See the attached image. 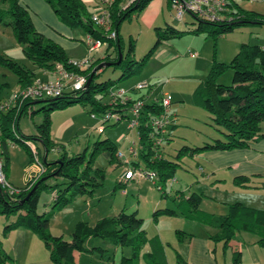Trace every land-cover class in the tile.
Listing matches in <instances>:
<instances>
[{
    "label": "trees",
    "instance_id": "16d2710c",
    "mask_svg": "<svg viewBox=\"0 0 264 264\" xmlns=\"http://www.w3.org/2000/svg\"><path fill=\"white\" fill-rule=\"evenodd\" d=\"M44 1L49 4L62 23L70 27H78L86 35L99 39L101 44H105V49L102 56L93 57L87 67L75 68L67 63L69 58L61 46L44 39L36 31L27 9L19 3V0H0V24L11 28L15 41L21 46L24 56L33 64L34 69L40 72H52L54 65L60 63L66 69L84 75L86 80L90 77L83 89H65L53 97L24 99L6 108L1 107L4 100L0 96V149L5 177L8 167L6 144L9 141L23 146L29 163L33 162L34 156L26 142H31L34 146L35 157L43 167V171L32 182L20 188L17 193L7 194L0 188V214L14 217L2 227L1 234L5 236L10 230L16 228L31 231L42 242L52 264H76L74 252L92 250L84 246L85 240L90 237L106 240L113 246L129 247L130 254L120 256L119 264H139L140 257L145 264H166L163 246L156 236L146 235L142 227L143 219L133 211L120 210L115 215L100 218L93 225H88L82 220L77 221L71 232L70 241H66L61 235L49 233L48 222L55 211L63 209L77 196H91L102 185L103 169L93 167L94 157L107 152L109 163L117 160L116 146L107 138L92 143L88 158H85L83 152L67 154L65 148L55 143L50 136V113L70 104L80 103L88 104L89 115L93 114L99 118L105 114L115 113L118 118L113 124L119 120L125 121L132 100H127L125 103L111 100L110 91L117 88L119 82L130 78L132 74H139L142 65L163 41L177 37L184 31L177 30L170 24H166L163 28L155 26L154 43L139 60L132 57L134 44L129 37L127 52L123 58L121 38L118 32L119 25L123 20L137 16L151 0H136L128 4L127 0H112L102 5L108 13L107 25L109 31L114 32L113 38L107 35L109 31L92 21L91 14L83 1ZM165 3L170 8L169 0H165ZM223 14L230 19L209 22L188 14L196 20V27L186 32L204 33L205 36H210L215 40L218 36L240 26L264 25V14L254 10H245L235 0L225 1ZM117 47L122 55L116 64ZM100 62H109L110 66L117 67L119 75L113 79L108 78L102 82H95L94 78L102 69L96 68ZM0 64L7 66L15 74L17 88L30 85L36 76L34 70L19 65L4 55H0ZM226 69L232 72L230 84L217 83V77ZM149 89L150 87L147 90ZM105 96H108V100L102 101V97ZM190 97L194 106L204 109L209 114L212 123L222 132L223 138H216L200 146L183 145L176 151L175 158L179 159L182 155L192 156L204 150H232L248 147L255 138L264 136L259 130L260 122L264 121V47L242 43L226 63L216 61L213 53L206 74L198 79ZM136 98L142 101L136 128L138 142L142 145L139 155L144 160V168L156 173L155 187L164 195L163 187L167 181L173 179L178 164L164 157L160 147L156 151L149 148L152 130L148 123L152 117L160 113L161 105L157 101L146 102L145 95H139ZM36 102L45 103L39 108L42 118L34 125L33 134H21L17 127L18 119L24 114L31 116L35 112L32 110V104ZM105 122L106 120L102 121V124ZM172 127L173 124L167 128L164 135L165 142L170 140ZM58 146L62 152L58 151L59 155L55 160H47L48 151L55 150ZM156 153L160 154V157H153ZM253 176L237 175L232 178V183L242 188L264 187V183L251 186L249 181ZM42 177L45 179L40 180ZM49 179L53 181L50 183ZM35 183L37 185L34 191L23 202H20ZM45 189L50 190L52 194L50 211L37 213L38 197ZM169 197L172 198V195ZM199 199L198 195L192 194L187 197L172 198L175 207L185 218L213 226L216 233L211 236V239L221 242L223 248L227 246L235 232L244 231L253 233L257 237L256 245L264 249V209L252 208L235 202L226 205V212L223 215H214L198 210ZM174 214L175 211L171 209H156L152 212V219L156 220L159 215ZM174 234L178 241L189 236L181 230H175ZM144 245H147L148 249L141 253ZM239 259V252L234 251L231 264H239ZM5 261H11V258L0 246V263ZM181 263L183 261L175 254V264Z\"/></svg>",
    "mask_w": 264,
    "mask_h": 264
},
{
    "label": "rangeland",
    "instance_id": "374dc122",
    "mask_svg": "<svg viewBox=\"0 0 264 264\" xmlns=\"http://www.w3.org/2000/svg\"><path fill=\"white\" fill-rule=\"evenodd\" d=\"M260 7L256 4H251L252 8H261L262 14H264V0H255ZM160 5L157 12L153 9L145 7L141 10L137 16H132L130 19H125L119 25V36L121 38V52L123 58L127 52V45L129 37L134 44L132 57L139 60L153 45L155 40L154 27L159 26L163 28L166 24H170L177 30L184 31L177 37L168 38L163 41L155 53H153L139 70V74H132L130 78L119 82L117 88L125 89L127 93H131L133 96L145 95V100L148 102L159 101L162 94L166 93L170 96L169 109L171 114L176 118V126L171 131L170 140L163 141L160 146L162 155L169 159H176L174 157L176 151L183 145H197L200 146L206 142H212L216 138H223V134L219 127L215 126L210 119L209 114L202 108L194 106L191 102V91L197 84L195 81L197 78L203 77L209 66V60L214 53V58L219 62H228L230 58L235 54L238 46L242 43L257 44L264 43V25L248 24L246 26H240L234 28L232 31L222 34L213 40L210 36H205L204 33L192 34L186 32L188 29L196 27V20L190 15L184 14L182 19L175 18L172 9H168L165 5V0H159ZM46 3V2H45ZM51 10L53 21L58 28H63L67 33H61L58 29L54 28L51 21L45 23L41 16L33 14L31 8L28 6L27 11L29 17L32 18V24L35 29L43 30V38L52 42L56 41V38L52 37L45 29H51L57 33V35L66 41L62 49L71 60H82L87 55V49L84 44L85 33L78 27H70L62 23L55 15L52 8L46 3ZM255 11V10H254ZM31 14H30V13ZM152 14V16H151ZM45 23V24H44ZM6 36L10 37L12 47L6 43H3L7 53H2L5 57L11 59L19 65H23L28 69L35 71V79L43 81L46 75L41 74L33 64L24 56L21 46L15 41L12 30L6 26ZM37 31V30H36ZM69 43H78V46H69ZM60 46V45H59ZM105 49V44H101L100 47L91 52L93 57L101 56ZM165 50L171 54L172 58L165 64L162 63L160 55ZM187 50L196 53V56L191 58L186 53ZM235 50V51H233ZM233 52V53H232ZM128 58V57H127ZM198 59V60H197ZM222 59V60H221ZM206 65V66H205ZM119 75L117 67L106 66L102 67L100 73L94 78L95 82H102L106 79H113ZM232 72L230 69L224 70L216 79V82L223 85L230 84ZM195 79V80H194ZM144 81L150 85V89H132L135 83ZM16 88V76L5 65L0 64V96L3 100H7L12 97ZM127 94V95H128ZM96 97H98L96 95ZM108 96L102 97V101H107ZM45 103L36 102L32 104V110L35 112L30 114H24L18 119L17 127L21 134L29 135L35 131L34 125L39 123L42 118V112L39 110ZM88 104L82 105L80 103L70 104L62 109L53 110L50 113V135L55 143L62 145L65 148L67 154L84 153L85 158H88L92 143L96 140L109 138L117 145V152L123 155L122 160L137 162L138 165L134 167L143 168L144 160L139 155L138 142L134 129H128L124 120H119L116 124H113L114 117L110 116L108 120L101 124V119L95 116L91 118L88 114ZM71 121V124L69 122ZM66 124V125H65ZM63 126V127H62ZM261 130L264 131V122L259 124ZM101 128L100 131L97 128ZM121 141L118 138L123 137ZM134 141V155L127 151L128 145ZM38 146V144L36 143ZM60 146L55 150H50L47 153V160H55L59 152ZM6 154L8 156V176L7 181L15 188H23L28 184L33 176L31 172L28 155L20 144H14L7 142ZM181 166L177 167L174 172L176 183L173 180H169L164 185L163 189L172 194L175 190H180L179 186L183 189L184 195L187 194V189L190 186L197 187L203 191L206 196H214V200L210 198H202V203L199 206L200 209L205 211H212L215 214H222L225 212V206L221 203L222 196L215 189H209L207 181L197 168V163H202L199 157L195 156L194 159H190L186 155H182L180 158ZM93 167L103 169L102 185L97 189L94 197L77 196L75 197L67 207L71 210L65 212L63 209L55 211L48 222V231L52 235H61L65 240L71 239L70 233L73 225L79 220L86 221L92 225L97 219L102 217H108L116 214L121 207H125L126 212H132L143 219L142 227L146 231L147 236L153 234H161L164 242H169V249L167 252L171 253V248H174L176 237L175 230H187V222L181 217H167L160 216L157 222L152 219V211L155 208L171 207L173 206L171 197H161L159 191L148 182L150 189L146 188V184L143 179L131 178L125 182L126 188H114V184L124 182L122 179L123 167L122 165H109L104 154L100 153L94 157ZM189 168V172L185 171ZM198 180V181H196ZM53 180L49 179L48 182ZM128 183V184H127ZM185 184L188 187L185 189ZM230 184L228 183V186ZM125 190V191H123ZM240 193L237 196V192L234 194L229 193L230 197L225 196L224 200L240 201L249 206L256 208H264V203L253 198H246L241 193H254L253 190H236ZM249 191V192H247ZM126 192V194H124ZM258 193V192H255ZM51 191L48 189L42 190L39 194L36 212H48L50 211L48 199L51 198ZM156 202V203H155ZM155 203V204H154ZM154 204V205H153ZM153 205V209H150ZM119 208V209H117ZM13 216L6 217L0 214V242L1 247L4 250H8V244L4 241L2 233V227L13 220ZM207 227V226H204ZM209 228V226L207 227ZM175 229V230H174ZM208 232H213L212 227ZM160 230V231H159ZM192 230V229H191ZM194 232H199L194 229ZM238 232V231H237ZM235 232V233H237ZM240 235L247 239H255L256 236L252 233L240 232ZM239 237V236H237ZM93 245L100 238H92ZM238 239V238H237ZM42 244V243H41ZM111 245V244H110ZM33 249V248H32ZM126 253H130V249L127 246H123ZM257 251H260L259 258L260 263L264 264V250L255 246ZM143 252V251H142ZM172 254V253H171ZM258 254V252H257ZM113 255V245L109 246V250L103 255V263L111 264ZM120 254L117 253V257ZM126 256V255H122ZM216 256L222 260L223 256L220 251L216 252ZM89 259V258H87ZM139 263L142 261L140 259ZM240 264H249L248 252L244 250V253L240 256ZM170 264H173V258L170 259ZM227 264H231L229 261Z\"/></svg>",
    "mask_w": 264,
    "mask_h": 264
},
{
    "label": "crops",
    "instance_id": "0c3cea01",
    "mask_svg": "<svg viewBox=\"0 0 264 264\" xmlns=\"http://www.w3.org/2000/svg\"><path fill=\"white\" fill-rule=\"evenodd\" d=\"M81 1H83L84 4L87 6V9H88L90 14H92V13L99 14L100 13L99 9L101 6L97 0H81ZM235 1L245 10H255L256 12L262 13L261 8L256 9V8L250 7L251 4H256V5H258V7L261 6V4L259 5L255 0H235ZM19 3L22 6H24L25 8H28V6H29L31 8L33 14L43 15V17L41 16V19H43V21L45 23H48V21H51L54 28L58 29V31H60L61 33H67V31L63 30V28H61V27L58 28L57 25H55V23L52 19V18H54V17H52L54 15H52L50 8L48 7V5L45 3L44 0H19ZM159 5H160L159 0H151L147 4L146 7H149L150 9H153L154 12H157V10L159 9ZM165 5H166V3H165ZM167 8L171 10V8H169V7H167ZM28 11H29V8H28ZM151 16H152V14H151ZM30 20L32 21V18H30ZM5 27L6 26H3L2 24H0V51H2V53H4V54L7 53L8 50H5L6 48H4L3 45H1V44L6 43V41H8L7 45L12 47V43L10 42V37H8V35L6 36V28ZM36 30L41 35H44L43 30H40V29H36ZM44 30L47 31L52 37H54V39L56 38V41H58L56 43L58 45H60L61 47H63V46L65 47L64 43L66 41H64V40L62 41V39H60V37L57 35V33L55 31H53L51 29H45V28H44ZM77 44L78 43H69V46H78ZM263 45H264V43L261 42L260 46H263ZM233 51H235V50H233ZM101 56H99V57H101ZM68 58L71 59L70 57H68ZM160 58H161L162 63L165 64L167 61L170 60V58H172V56L167 51L163 50L161 52ZM210 63H211V60H209V65H210ZM41 74L46 75L45 78H42L43 80L52 79V77H53L51 72H42ZM198 79L199 78H197L196 80L194 79V80L198 81ZM16 88H17V85H16ZM128 95L131 98L136 97V95L133 96L131 93H129ZM137 96H139V95H137ZM146 102H148V101L146 100ZM173 115H175V114H173ZM69 124H71V121L69 122ZM175 126H176V118L174 119L173 127L170 130V137H171V131L175 128ZM128 129H130V128H128ZM131 129H134V128H131ZM259 130H260V133L264 134V131L261 130L260 126H259ZM135 134H136V130H135ZM123 138H124V136L121 138H118L119 139L118 141H121ZM136 138H137V142H138L137 134H136ZM107 139H109V138H107ZM131 143H134V141H131ZM131 143L128 145V147L131 145ZM134 145H135V143H134ZM115 146L117 149L116 144H115ZM186 146H188V145H186ZM192 146H197V145H192ZM127 151H128V148H127ZM102 154H104V156L108 162V158H109L108 153L102 152ZM132 155H134V154H132ZM195 156L196 157L198 156L202 162V163H199V162L197 163V168L200 170V172L204 176V179H205V181H207V184L209 181L208 188L209 189H215L221 195L225 194L224 196H222V200H220L221 203L224 204V206H225V212H226V205L230 204V203L238 202L244 206H249V204H245L244 202H240V201L234 200L233 202L232 201L229 202V200H224L225 196H227V197L231 196V195H228L229 193L234 194L235 192H237L235 194H237V196H240V193L236 190H253L252 192H254V193L243 192V193H241V195L247 196L246 198H248V197L253 198L254 200H258V201L264 203V187H261V188H252V187L242 188L239 186H235L232 183V178L234 176H237V175H245V176H253L254 175L252 178H250V181H249L250 182L249 184L251 186L252 185H254V186L260 185L261 183H264V136L255 138L253 141L250 142V144L246 148H237V149H232V150H204L202 152H199V153H196L192 156H187V157H189L190 159H194ZM167 159H169V158H167ZM120 160L121 159H117V160H114L112 163L108 162V164L109 165H111V164L122 165ZM169 160L176 162L178 164L177 167L181 166L180 159L176 158L175 160L174 159H169ZM128 162L132 166L138 165V163L136 161L135 162L128 161ZM30 169H31V172H33V176L31 178L38 176L37 167L35 164H31ZM185 171L189 172V168L187 167V169ZM7 176H8V167H7V172H6V179H7ZM122 179H123V177H122ZM123 180H124V182H122V183L114 184L113 189L118 188V187L125 189L126 188L125 182L130 180V179H123ZM172 180H173V183H176L175 178H173ZM196 181H198V180H196ZM148 182H150V181L144 180V183L146 184V188L150 189V187L147 185ZM156 182H157V180L154 183H152V185L155 186ZM228 183L230 184L229 186H228ZM179 187H180L179 188L180 190H175L172 194L167 193L163 189L165 192L164 195L161 194L160 190H158L156 187L155 188L159 191L160 198L161 197H169L170 195H172V198H177L178 196L187 197L190 194L198 195L200 197L199 202H198V207H197L198 210H201L205 213L214 214V215H223L225 213L224 212L222 214H215L212 211L208 212V211H205V210L199 208V206L201 205V203L203 201L202 198L207 197V198H210V200L215 199L214 196H206L203 193V191L200 189V187L194 188L193 186H190L187 189L186 195H184L183 189L181 188V186H179ZM187 187H188V185L185 184V189ZM96 191H97V189L94 191V193L91 196H87V197H94L96 195ZM123 191H125V190H123ZM247 192H249V191H247ZM255 192H258V193H255ZM124 194H126V192H124ZM172 202H173V206L162 207V208L174 210L175 214L174 215H159V216H157L156 220H154V221L157 222V219L160 216L175 217V218L181 217L183 220L190 222V223H187V228H186L187 230H181L184 234H188L189 236L186 238H183L181 241H178L177 239H175L176 240V242L174 243L175 247L171 248V250H170V252L172 253L171 254V253L167 252V250H166L167 248L169 249V247H170L169 242H164V240H162V238H161V234H153L152 235V236H156L158 238L160 244L163 246L166 264H170V259H172V258H173V264H175V254H177L180 257V259L183 261V263H181V264H227L229 261L231 262V256H232V253L234 251H238L239 255L241 256L242 253H244V250H246L248 252L249 264H261L260 258H259L260 251H257L258 249H255V246H257L255 243L256 240L251 239V238L247 239L246 237H243L242 235L239 234L240 232H244V231H239V232L235 233L234 236L232 237V239L228 242L227 246L225 248H223L221 242H219V241L215 242L211 239V236H213L216 233V229L213 226L185 218L181 214V212L179 210H177L173 200H172ZM51 203H52V195H51V198L48 199L47 205L49 204V206L51 207ZM70 204L71 203L67 204L63 208V210L65 212H67L68 210H71L70 207H67ZM153 205L151 206L150 209H153ZM249 207H252V206H249ZM162 208L161 207L155 208L154 210L162 209ZM252 208H256V207H252ZM117 209H119V208H117ZM124 209H125V207H121L118 210V212L120 210H124ZM257 209H264V208H257ZM135 211L136 210H134L133 212H135ZM97 220H99V219H97ZM75 223H74V225H75ZM87 224L90 225L89 223H87ZM74 225H73V227H74ZM204 226H207V227L209 226V228L212 227L214 229V231L208 232L210 229L207 227H204ZM194 229L198 230L199 232H194L195 231ZM72 230H73V228H72ZM245 233H248V232H245ZM70 236H71V233H70ZM152 236H148V237H152ZM237 236H239V237H237ZM4 237H5L4 241L8 244V246H7L8 250H4L2 247H1V249L11 258V261H5V262L0 263V264H52L48 259L47 251L44 249L43 245L41 244L42 242L31 231L23 229V228H16V229L10 230ZM92 238H97V237L87 238L84 242L85 248L92 249L90 252H74L73 256H74V260H75L76 264H104L103 263L104 259L102 257H103V255H105L107 253V251L109 250V246H111V245H110V243H108L106 240H103V239H101V241H98L96 244L93 245V239ZM0 245H1V242H0ZM147 249H148V246L144 245L141 249V253H142V251L145 252ZM218 250L220 251L221 255L223 256L222 260H220L216 256V252ZM257 252H258V254H257ZM117 253L120 254V256H122V255L128 256L130 254V253L128 255L125 254L126 251L121 246H113V255H112L111 264H119L120 256L117 257ZM87 258H89V259H87ZM140 259L142 261L141 264H145V262L143 261V259L141 257H140ZM140 259H139V261H140Z\"/></svg>",
    "mask_w": 264,
    "mask_h": 264
},
{
    "label": "built area",
    "instance_id": "2783aa9c",
    "mask_svg": "<svg viewBox=\"0 0 264 264\" xmlns=\"http://www.w3.org/2000/svg\"><path fill=\"white\" fill-rule=\"evenodd\" d=\"M112 0H98L100 3V13L95 14L92 13L90 15L92 21L104 28V30L109 31V27L107 25L108 20V13L106 9L102 6L104 4H108ZM136 0H127L128 3H132ZM225 1L226 0H169L170 8L173 11V14L176 19H182L184 14H193L199 18H202L206 21L212 22L219 19H226L229 20L230 17L223 14L225 9ZM107 35L111 38L114 37V32L109 31ZM84 44L86 46L88 55L82 60H71L68 59L67 63L75 68H84L87 67L91 61L93 60V56L91 52L98 49L101 45L99 39H95L90 35H86L84 38ZM264 47V45H263ZM186 53L189 57L193 58L196 56V53L190 50H187ZM52 79L47 80H38L33 79L30 85H27L23 88H17V90L13 93L12 97L4 100L1 107L6 108L7 106L14 104L16 101H22L24 99H33V98H40V97H53L57 96L61 93V91L65 89L70 90H78L83 89L85 87L86 78L84 75L76 73L73 70L66 69L62 64L56 63L53 67L51 72ZM150 85L144 81H139L134 84L132 89L140 90V89H148ZM109 97L111 100H117L119 103H125L127 100H132V103L129 108L128 117L126 118V124L128 128H134L137 134V121L139 116V111L142 105V101L140 99L131 98L127 95V91L125 89L114 88L110 91ZM161 105V111L158 115L152 117L149 120V127L151 128V138L149 143V148L151 150L156 151L164 141V135L167 132V128L174 123V116L168 110L170 104V96L166 93L162 94V97L158 101ZM110 116H113L116 120L118 118L117 114H105L103 117H99L102 121L108 120ZM91 118H95L93 114L90 115ZM114 120V121H115ZM98 131L101 128H97ZM27 145L29 146L33 156H34V164L37 167V172L40 174L43 171L42 165L38 162L37 158L35 157V150L34 146L31 142L27 141ZM134 143L128 147V152L134 154ZM142 147L141 144L138 142V148ZM138 149V150H139ZM117 159H121L120 162L122 163L123 167V179H131V178H138L150 181L154 183L157 180V175L153 170L147 168H137L132 166L127 160H122L123 156L120 152H117ZM153 157H160V154L156 153ZM32 162V163H33ZM3 158L1 155L0 149V188L2 192L7 194H13L18 192V188L12 186L6 179L4 172H3ZM37 177V176H36ZM36 177L31 178L29 182H32ZM172 180V179H171Z\"/></svg>",
    "mask_w": 264,
    "mask_h": 264
},
{
    "label": "water",
    "instance_id": "95a60500",
    "mask_svg": "<svg viewBox=\"0 0 264 264\" xmlns=\"http://www.w3.org/2000/svg\"><path fill=\"white\" fill-rule=\"evenodd\" d=\"M118 48V47H117ZM121 53L119 52V48H118V60L116 61V64L119 62L120 58H121ZM106 66H110V63L109 62H100L96 65V68L100 69L102 67H106ZM94 70V69H93ZM89 78H87L86 82H85V86L88 84L89 82ZM45 177H42L40 180H44ZM37 183H35L32 188L27 192V194L24 196V198L20 201V202H23L35 189Z\"/></svg>",
    "mask_w": 264,
    "mask_h": 264
}]
</instances>
